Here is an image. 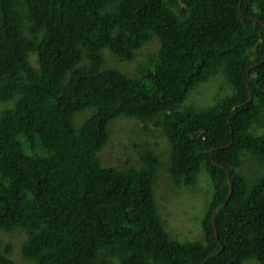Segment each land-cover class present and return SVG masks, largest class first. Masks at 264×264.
Here are the masks:
<instances>
[{
	"label": "trees",
	"instance_id": "1",
	"mask_svg": "<svg viewBox=\"0 0 264 264\" xmlns=\"http://www.w3.org/2000/svg\"><path fill=\"white\" fill-rule=\"evenodd\" d=\"M153 36L158 51L137 76L103 69L102 50L132 61ZM221 69L233 93L182 108ZM10 101L0 113V231H27L25 258L264 264V175L249 181L240 172L244 152L264 167V132H251L264 130V0H0V102ZM120 117L162 128L174 185L207 172L203 241L167 233L153 152L140 155V168L101 165ZM0 264L17 263L0 252Z\"/></svg>",
	"mask_w": 264,
	"mask_h": 264
},
{
	"label": "rangeland",
	"instance_id": "2",
	"mask_svg": "<svg viewBox=\"0 0 264 264\" xmlns=\"http://www.w3.org/2000/svg\"><path fill=\"white\" fill-rule=\"evenodd\" d=\"M158 48L159 41L153 36L132 61L120 60L108 49H104L103 69H117L130 77H135L139 65L155 54ZM32 63L37 66L34 57ZM232 93V87L226 83L221 69L214 77L197 85L188 94L182 108L204 109ZM13 106V101L0 102V113ZM92 113V110L77 113L73 119L75 129L80 128ZM144 126L148 129H144ZM109 132V143L98 153L101 165L117 169H124L127 166L140 168L142 167L140 155L147 151L153 152L159 161L154 182L155 202L167 233L177 242L203 241L202 220L212 198V183L207 172L203 170L199 182L195 185H174L170 175L171 144L162 128L154 126L152 121L143 122L135 118L120 117L110 123ZM251 132L261 134L264 130L254 126ZM240 172L252 181L264 175V167L249 153L244 152ZM27 240L28 233L24 229L0 231V252L17 264H35L34 260L27 259L22 254V248ZM103 259L110 264H116L111 258L104 256ZM243 264L260 263L250 259Z\"/></svg>",
	"mask_w": 264,
	"mask_h": 264
},
{
	"label": "water",
	"instance_id": "3",
	"mask_svg": "<svg viewBox=\"0 0 264 264\" xmlns=\"http://www.w3.org/2000/svg\"><path fill=\"white\" fill-rule=\"evenodd\" d=\"M250 101V100H249Z\"/></svg>",
	"mask_w": 264,
	"mask_h": 264
}]
</instances>
